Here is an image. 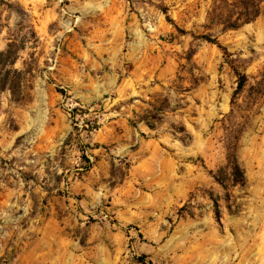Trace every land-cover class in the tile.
<instances>
[{"label":"rangeland","instance_id":"obj_1","mask_svg":"<svg viewBox=\"0 0 264 264\" xmlns=\"http://www.w3.org/2000/svg\"><path fill=\"white\" fill-rule=\"evenodd\" d=\"M214 2L0 0V264H264V3Z\"/></svg>","mask_w":264,"mask_h":264},{"label":"trees","instance_id":"obj_2","mask_svg":"<svg viewBox=\"0 0 264 264\" xmlns=\"http://www.w3.org/2000/svg\"><path fill=\"white\" fill-rule=\"evenodd\" d=\"M263 3L264 0H215L210 19L212 23L217 19L215 24L221 26L222 31L235 30L255 21L263 10ZM167 19L171 21L169 17ZM32 34L36 35L34 30H32ZM202 38L208 42L218 44L216 37L204 35ZM218 46L224 50L226 56L230 55L225 47L220 44ZM19 50L18 40L12 38L7 45V49L0 52V92H9L11 100L16 102L23 101L26 96L24 91L26 71L14 68L18 60ZM236 71L239 77L237 87V91H239L245 86L248 79L245 74ZM148 123L153 128V125L150 122ZM230 169V179L233 184L245 181V170L236 156L230 161ZM219 179L223 183L221 176H219ZM139 259L143 261L144 256L139 257Z\"/></svg>","mask_w":264,"mask_h":264}]
</instances>
